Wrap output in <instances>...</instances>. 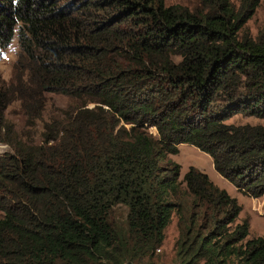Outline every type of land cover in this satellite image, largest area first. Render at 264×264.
I'll return each instance as SVG.
<instances>
[{
  "label": "trees",
  "instance_id": "trees-1",
  "mask_svg": "<svg viewBox=\"0 0 264 264\" xmlns=\"http://www.w3.org/2000/svg\"><path fill=\"white\" fill-rule=\"evenodd\" d=\"M262 1L0 0V50L19 45L0 80V264H154L173 215L177 264H264L237 198L164 159L192 144L264 194V123L227 121L264 116V25L245 27ZM47 92L77 103L17 136L6 108L31 126Z\"/></svg>",
  "mask_w": 264,
  "mask_h": 264
},
{
  "label": "rangeland",
  "instance_id": "rangeland-1",
  "mask_svg": "<svg viewBox=\"0 0 264 264\" xmlns=\"http://www.w3.org/2000/svg\"><path fill=\"white\" fill-rule=\"evenodd\" d=\"M237 2V0H234ZM166 4L181 3L189 7L196 4V0H165ZM264 25V0L259 4L253 15L245 23V27L251 34L255 35ZM19 53V45L16 36L11 43L0 50V80L5 78L7 81L14 78V62ZM77 103V99L59 92H47L46 104L42 117L35 120V124L28 125L26 118L22 113L19 101L12 102L5 110L7 120L11 121L16 130L17 136L32 137L39 139L42 123L52 116H60L63 111L69 110ZM234 123H264V116L234 114L227 119ZM149 130L156 133L155 126H149ZM28 137H27V136ZM176 153L166 154L167 158L178 162L181 166L180 177L190 165H194L200 170L206 172L210 179L219 187L225 188L232 196H235L241 205V210L236 221L247 219L249 222L248 237L264 234V196H250L240 191L236 186L216 171L212 164V159L207 152H204L196 146L189 143H180ZM10 150V147L0 142V152ZM124 207L118 208L121 213ZM1 215V211H0ZM165 239L163 244L156 250L154 264H177V257L174 250V240L178 234L176 216L173 215L170 223L165 229ZM202 264V262L198 263Z\"/></svg>",
  "mask_w": 264,
  "mask_h": 264
},
{
  "label": "crops",
  "instance_id": "crops-1",
  "mask_svg": "<svg viewBox=\"0 0 264 264\" xmlns=\"http://www.w3.org/2000/svg\"><path fill=\"white\" fill-rule=\"evenodd\" d=\"M263 196H264V194L261 195V197H263Z\"/></svg>",
  "mask_w": 264,
  "mask_h": 264
}]
</instances>
